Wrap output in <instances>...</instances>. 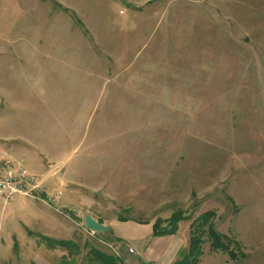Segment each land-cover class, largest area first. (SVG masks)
<instances>
[{"label":"rangeland","instance_id":"374dc122","mask_svg":"<svg viewBox=\"0 0 264 264\" xmlns=\"http://www.w3.org/2000/svg\"><path fill=\"white\" fill-rule=\"evenodd\" d=\"M131 1L134 25L120 39L108 28L125 16L94 8L89 26L102 46L87 32L86 53L70 55L86 67L71 70L68 85L49 86L45 99L22 80L17 107L0 109L1 125L19 120L0 132L2 147L42 182L13 211L3 210L16 200H0V264H87L88 245L143 264L159 254L152 242L170 241L149 229L182 211L187 221L172 238L179 259L192 220L210 210L245 258L205 244L199 264H264V0ZM87 215L111 232L87 229Z\"/></svg>","mask_w":264,"mask_h":264},{"label":"crops","instance_id":"0c3cea01","mask_svg":"<svg viewBox=\"0 0 264 264\" xmlns=\"http://www.w3.org/2000/svg\"><path fill=\"white\" fill-rule=\"evenodd\" d=\"M125 1L126 3L121 2V0H0V55L13 54L14 58V61L0 62V109H3L4 103H10L12 108L17 107L22 80H25V84L30 87L31 91L34 89L41 93L46 92L44 96L46 99L50 93L49 86H66L71 70L84 71L85 63L81 64L80 61H74L71 64L70 55H84V52L86 53L87 32L93 39L98 40L99 37L94 32L95 30L89 26V23H93L95 20V7H102L107 16L114 14L125 16L126 20L124 18L125 21L122 20L119 26L112 25L108 28L111 33L115 29H120L117 35L119 39L123 38L124 35L120 31L126 30L125 26L129 24L134 25L131 13L133 10L132 1ZM133 34L134 32L128 33L125 41L127 42ZM100 35L103 38L108 36L104 33ZM71 40L77 41L79 45L71 48L69 46ZM97 40L96 43L102 46ZM81 46L83 47L81 48ZM45 53L50 61L43 63L40 61L39 55ZM90 53L92 57L95 55L93 48L90 49ZM25 55H30L29 62L25 61ZM14 119L10 117L9 124L6 125L0 123V132L3 130L5 132L13 131L12 128L16 129L18 126L16 123L19 120ZM25 124L28 129L29 120L25 121ZM30 147L33 148V145ZM0 150L4 155L16 159L10 147L6 145L2 147L0 143ZM29 150L31 149H25V151ZM45 164L49 168L51 167L47 160H45ZM46 186L47 183H44L43 187L46 188ZM27 200V197L19 196L13 204L9 205L10 207H5L3 211H13L14 208L26 203ZM148 232L152 236L153 227ZM178 234L179 232L174 236L177 237ZM174 236L153 237L154 240L163 238L170 241L166 246L160 247L152 242V245L159 250V256L148 257L145 259L147 262L143 264H159V261L161 264H173L177 260L178 252L172 246V241L176 240L172 239ZM124 241L127 244L125 245L127 250L134 249L132 258L136 251L134 242L143 241V238H138L135 241L131 239ZM140 247L145 250V245Z\"/></svg>","mask_w":264,"mask_h":264},{"label":"trees","instance_id":"16d2710c","mask_svg":"<svg viewBox=\"0 0 264 264\" xmlns=\"http://www.w3.org/2000/svg\"><path fill=\"white\" fill-rule=\"evenodd\" d=\"M217 213L214 210L206 211L193 219L189 226V246L187 250L180 253L179 259L173 264H199L204 255V246L209 244L210 251L213 253L222 252L229 256L233 261L238 260L240 257L245 258V255L240 251L238 244L234 249L230 238L218 231L216 227ZM191 220V218L189 219ZM99 223L104 225L102 219L98 220ZM187 221V216L182 211H177L171 217L164 221L156 222L153 225L154 238L163 236H174L178 233L180 223ZM112 230V229H111ZM110 230V232H111ZM98 236L103 234L97 233ZM109 234V233H107ZM107 234H104L107 236ZM118 240H121L117 238ZM50 248H59L72 256L80 251V246L77 243L69 240H48ZM87 246V245H86ZM89 250L86 254L87 264H124V260L117 254L105 252L98 247L88 245ZM239 252H237V251Z\"/></svg>","mask_w":264,"mask_h":264},{"label":"built area","instance_id":"2783aa9c","mask_svg":"<svg viewBox=\"0 0 264 264\" xmlns=\"http://www.w3.org/2000/svg\"><path fill=\"white\" fill-rule=\"evenodd\" d=\"M41 186L42 182L21 162L9 155L0 156V200L5 204L14 202L19 196L33 198ZM61 196L62 192L56 193V198Z\"/></svg>","mask_w":264,"mask_h":264},{"label":"water","instance_id":"95a60500","mask_svg":"<svg viewBox=\"0 0 264 264\" xmlns=\"http://www.w3.org/2000/svg\"><path fill=\"white\" fill-rule=\"evenodd\" d=\"M123 3H126L125 0H121ZM85 226L87 229L93 231V232H100V233H109L110 228L108 226H105L99 221H97L95 218H93L91 215H87L85 217Z\"/></svg>","mask_w":264,"mask_h":264}]
</instances>
